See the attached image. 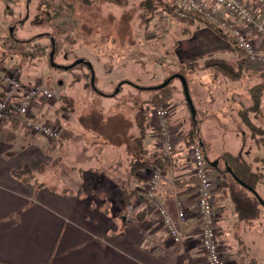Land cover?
Returning a JSON list of instances; mask_svg holds the SVG:
<instances>
[{
    "label": "rangeland",
    "instance_id": "rangeland-1",
    "mask_svg": "<svg viewBox=\"0 0 264 264\" xmlns=\"http://www.w3.org/2000/svg\"><path fill=\"white\" fill-rule=\"evenodd\" d=\"M140 1L130 0L119 7L106 0H0V63L5 70L16 72L23 86L40 81L58 96L42 102L41 108L32 112L38 121L53 126L54 122L59 123L55 126L60 129L59 137L46 140L61 144L68 151L56 155L49 168L42 171L48 172L50 178L39 174L36 178L50 182L52 177L59 180L66 177L72 183L69 188L81 185L87 171L80 168L99 170V141L103 145L100 152L111 154V144L118 145L138 106L151 97L149 92L139 89L157 86L170 76L181 74L187 82L197 122L205 124L201 126L202 132L207 129L212 140L206 151L207 160H217L220 152L240 153L252 170L262 173L257 193L264 201V165L253 161V155L264 156L259 150L263 148L256 146L239 116L251 104L248 89L264 79V70L247 65L243 78L234 82L212 70L183 69L185 63L201 64L210 57L232 62L241 58L230 41L198 21L188 26L170 17L166 22L159 12L145 29L147 24L138 9ZM53 39L57 44L53 62L59 67H69L85 59L93 70V84L98 90L92 87L89 67L63 70L50 65ZM205 48L213 51H202ZM178 54L187 58L183 64ZM171 85L178 93L160 107H167L175 125L183 123L188 129L191 115L181 83L174 79ZM64 103L71 106L69 114L60 110ZM252 117L256 126H264V100L261 115L257 119ZM101 129L107 130L109 136H99ZM170 132L176 148L183 138L175 129L170 128ZM148 137L149 134L145 139L147 147ZM130 156L120 162L121 172L122 164L130 161ZM226 244L232 251L229 253L241 264H264V210L259 220L240 222L229 233ZM221 250L225 256L228 254Z\"/></svg>",
    "mask_w": 264,
    "mask_h": 264
},
{
    "label": "crops",
    "instance_id": "crops-1",
    "mask_svg": "<svg viewBox=\"0 0 264 264\" xmlns=\"http://www.w3.org/2000/svg\"><path fill=\"white\" fill-rule=\"evenodd\" d=\"M202 1L207 6L211 5L210 0ZM224 17L223 13L217 16L220 20ZM208 50L213 51L211 48ZM208 50L202 49L204 52ZM177 56L181 64L187 60L182 59L179 54ZM0 97H3L1 85ZM42 102L44 101H35L32 110L41 108ZM169 113L170 128L175 129L183 138L187 125H175L173 116ZM34 117L37 119L35 115ZM204 125L199 124L198 146L202 148L209 164L212 161L207 160L206 151L211 147L212 140L207 129L204 128L202 132L201 126ZM101 130L99 136H109L107 130ZM134 131L132 126H128V131L125 132L127 137L123 135L115 147L111 144V154L100 152L103 145L99 141V170L80 168V171H87V176L81 178V185L75 184V188L71 189L69 187L72 183L66 177L62 180L52 177L50 182L41 181L44 187L35 191L32 184L18 181L11 173L27 166L39 176L50 178L48 172L42 171L49 168L56 155L68 149L40 135L30 134L20 123L10 118L1 121L0 263L205 264L196 222L189 218L186 222L179 223L176 219V202H180L188 212L196 203L197 181L192 172L191 147L181 141L172 154H165L164 173L161 174L155 191L156 200L171 214L182 233V240L174 243L166 235L146 201L141 198L148 171L137 173L135 179H129L127 172L130 161L127 160L122 164L121 172L120 162L129 154L132 159L136 151ZM148 134V147L145 146L148 154L161 151L152 130ZM259 150L264 154V150ZM223 153L220 152L215 158ZM86 158L88 160V156ZM211 178L213 210L217 218L216 227L220 230V247L228 253L226 256L223 253L226 264H241L230 254L232 251L226 244L229 233H233L240 225L229 198L224 195L229 181L215 171H211ZM55 184L60 187L57 188ZM129 188L137 190L140 199L129 206L127 212L130 214L145 210V219L138 225L130 224L121 229L119 218L123 190Z\"/></svg>",
    "mask_w": 264,
    "mask_h": 264
},
{
    "label": "built area",
    "instance_id": "built-area-1",
    "mask_svg": "<svg viewBox=\"0 0 264 264\" xmlns=\"http://www.w3.org/2000/svg\"><path fill=\"white\" fill-rule=\"evenodd\" d=\"M174 8V16L184 18L189 13L201 14L209 19L220 22V28L233 40L244 54L247 65H255L264 70V0H210L207 6L202 0H167ZM223 13L224 19L217 18ZM0 122L9 118L14 112L20 124L30 133L56 140L60 129L52 124L38 121L33 113V104L37 100L57 99L58 96L44 87L40 81L23 86L16 72L5 71L1 76ZM170 113L167 107H160L151 113V130L156 136L159 149L167 155L175 148L173 135L170 132ZM193 176L196 178V203L190 212L176 202V219L179 223L194 219L197 237L205 256V264H226L221 247L218 243L216 215L213 211L211 172L203 151L198 146L190 148ZM148 177L141 193L142 200L153 211L163 226L166 235L179 243L183 236L177 228L171 214L156 200L155 191L161 180L159 169L148 170ZM129 211V206L127 207Z\"/></svg>",
    "mask_w": 264,
    "mask_h": 264
},
{
    "label": "trees",
    "instance_id": "trees-1",
    "mask_svg": "<svg viewBox=\"0 0 264 264\" xmlns=\"http://www.w3.org/2000/svg\"><path fill=\"white\" fill-rule=\"evenodd\" d=\"M128 1L130 0H106V2L112 3L113 5L119 7L126 5ZM174 8L175 7L172 4H170L167 0H141L138 4V9L142 13V19H144L143 22L147 24V26H145V29L148 28V25L151 23L152 20H154L156 14L159 12L163 14V19H165L166 22L170 17H176L174 16ZM178 19L187 23L188 26L194 21L203 23L204 25H206V27L209 30L217 33L221 37H224L228 41H230L233 45V48L238 52V57L241 58L238 59L236 62H232L230 60L222 59L219 57H210L202 61L201 64H199L198 61H191L185 63L182 66L183 69L212 70L218 75L222 76L224 79L231 80L234 82L240 81L241 78H243V75L247 69L246 68L247 64L245 62L244 54L238 49V47L234 43V40L220 28V24H219L220 22L214 19H209L201 14H193V13H189L184 18H178ZM54 45H55V52H54V56H55V54L57 53L56 50L57 44L55 40H54ZM83 65H85V67H88L87 61L85 59H80L77 61L75 66L72 67L83 66ZM12 69H16V67H12ZM5 71L7 70H5L4 65L0 63V81H1V76ZM122 84H128V83H122ZM139 90L149 92V95H151V97L143 101L138 106V108L132 115L130 121V126H132L134 130H136L135 132L136 134L133 136V142L135 144L136 151L134 157L130 160L128 165L129 169L127 175L129 179H135L137 173H143V172L146 173V171L151 169H159L161 174L164 173L163 165L165 161L164 158L166 156L165 153L159 151V152H153L152 154L149 155L145 147V139L148 133L151 131L150 119H151L152 110L160 106L166 105L173 98V96L178 93L177 89L171 85V82L169 83L168 86L159 90H150V91L144 89H139ZM248 94L251 104L245 110H243L242 113L239 114V116L243 124L251 133L250 136L253 139L256 146L262 147L264 150V126H256L250 118V115H253L252 117L253 119H257L261 115V106L264 100V79H262L259 84H256L255 86L249 88ZM100 95L106 96L107 94L100 92ZM63 102H65L64 99ZM186 106L189 109L187 104ZM60 110L69 114L71 111V106H68L67 103H64L63 106H61ZM9 118L12 119L14 122L20 123L14 112H10ZM190 119L191 120L188 125L187 132L183 137V142L187 145V147L198 146V142H199V125L196 119V115L194 116L191 115ZM54 124H56L55 126H57L59 123L54 122ZM153 157L155 159H153ZM216 159H217L215 160L217 161L216 167L212 168L209 164H207V168L209 169L210 172L215 171L216 173L220 174L222 178L224 179L227 178L228 181L230 179L231 182L229 181V183L227 184L228 187L226 191V196L230 200V203L233 208V212L235 213L238 221L253 222L259 220L262 216V209L264 210V208L260 206L259 202L255 198V196H253L250 190H254L257 192V186L262 178L261 175L262 173H258L252 170L250 163L240 153L231 154L229 152H224ZM253 161L255 163H260L264 165V156L255 157ZM227 168L231 169L230 173L227 172ZM11 175L12 177H14L15 179H17L22 183L32 184L33 187L35 188V191L44 187V183L43 182L41 183V181H38V179L36 178V173H34L27 166H23L18 171H13ZM237 181H239L240 183H238ZM138 199H140V195L137 192V190L131 188L127 190L126 189L123 190V197L121 201V212L119 218L121 229L125 228L130 224L138 225L139 223H141V221L145 219V210H138L137 212L130 214H128L127 212V207L133 205L134 202L137 201Z\"/></svg>",
    "mask_w": 264,
    "mask_h": 264
},
{
    "label": "water",
    "instance_id": "water-1",
    "mask_svg": "<svg viewBox=\"0 0 264 264\" xmlns=\"http://www.w3.org/2000/svg\"><path fill=\"white\" fill-rule=\"evenodd\" d=\"M54 43L52 41V50H51V54H50V65L54 68H61L63 70H67L68 68L72 67L73 65L69 66V67H59L57 66L54 62H53V56H54ZM88 67L90 69V72H91V84H92V87L94 88V84H93V81H94V74H93V70L91 68V66L88 64ZM174 79H178L182 85V89H183V94H184V98H185V102L186 104L188 105L189 107V110L191 112V115L194 116L195 115V110H194V107H193V103H192V100H191V97H190V94H189V91H188V87H187V82L185 80V78L183 77V75L181 74H174L172 76H170L169 78L165 79L161 84L157 85V86H154V87H150V88H141V89H144V90H159V89H162L166 86L169 85V83L174 80ZM131 86H134V85H131ZM136 88V87H135ZM119 89L116 90V92H118ZM115 92V93H116ZM209 165L212 167V168H215L216 165H217V161H214V162H211L209 163ZM227 172L230 173L231 172V169L230 168H227ZM238 183H240L239 181H237ZM251 193L253 194V196H255V198L257 199V201L259 202L260 206L262 208H264V201L259 197L258 193L254 190H250Z\"/></svg>",
    "mask_w": 264,
    "mask_h": 264
}]
</instances>
